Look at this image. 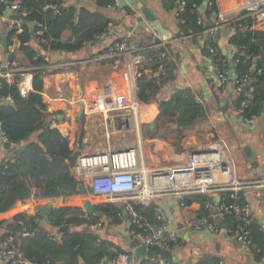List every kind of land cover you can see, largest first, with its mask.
<instances>
[{"label":"trees","instance_id":"16d2710c","mask_svg":"<svg viewBox=\"0 0 264 264\" xmlns=\"http://www.w3.org/2000/svg\"><path fill=\"white\" fill-rule=\"evenodd\" d=\"M86 1H93L101 8L115 4V0ZM181 1H184V8L177 17L181 33L188 35L202 32L203 21L208 20L216 9L215 0H161V3L163 7L172 10L176 9V5L179 7ZM205 1V10L201 11L200 6ZM68 4V0H0V16L22 21L19 30H8L7 23L0 24V35L6 32L8 46H12L14 37L18 43L16 49L7 50L5 60L19 63L21 59L28 67L42 66L45 65V53L76 52L86 44L97 42V37L108 31L107 25L111 20L103 13L89 11L83 5L76 8ZM193 4L196 7H192ZM12 5H16V9L6 14V9ZM126 10L131 12L130 8ZM199 17L202 18L201 24L197 22ZM232 26L235 33L227 40L229 51L245 46L251 52L263 53L264 32L252 29L250 18L234 22ZM66 32L70 37L63 40ZM130 32L133 34L134 31ZM148 44L149 42L141 41L138 45ZM204 45L217 49L213 36L206 37ZM166 49L167 47H154L144 54L151 64V75L148 76L142 70L138 72L140 75L135 78L136 95L142 103L157 101V128L174 126L175 145L179 151L183 138L182 129L206 120L208 111L187 88L176 89L169 96L158 99L164 85L175 80L174 71L178 70L180 59L178 54L169 53ZM216 55L225 58L218 49ZM233 61L236 73L247 71L255 80L249 106L241 116L244 121H249L264 107V61L256 66L261 69L260 74L242 62H236L235 55ZM30 73L32 91L25 97L20 95L17 86L22 77L21 72L14 73L11 82L0 80V132L10 144L7 154L0 162V213L10 210L17 202H23L29 197L37 201L90 195L89 188L72 173L78 152L69 147L67 137L54 126L56 114L49 112L43 101L42 76L46 71L37 67ZM6 98L10 102L6 103ZM241 99V96L235 99V108L239 106ZM80 186L84 188L83 192H80ZM227 196V193L221 192L219 200ZM196 200L204 203L205 196L190 195L182 198L185 205ZM92 206L94 211L87 215V219L83 217V205L50 207L49 213L45 215V223L41 222L40 211L34 215L19 213L0 221V239L8 234L34 231L32 236L20 238L17 243L24 257L32 264H97L101 259L110 260L115 255L114 248L121 252L124 250L110 239L99 237L92 227L98 218L104 219L105 227L117 225L120 220L116 217V212L121 210L123 204L98 203ZM133 207L141 218L157 222L154 202L147 205L133 203ZM1 227L4 229L1 230ZM61 227H67V232L58 233ZM252 236L253 241L262 249L263 240L255 228H252ZM136 243L135 239L130 238V246ZM152 256L164 259L165 264L173 258V254L157 247L148 249V257ZM255 257L260 259L262 253ZM217 262L216 257L206 254L194 264ZM139 264L154 263L149 259H142Z\"/></svg>","mask_w":264,"mask_h":264},{"label":"crops","instance_id":"0c3cea01","mask_svg":"<svg viewBox=\"0 0 264 264\" xmlns=\"http://www.w3.org/2000/svg\"><path fill=\"white\" fill-rule=\"evenodd\" d=\"M136 2H140L160 21L164 27V30L161 31L163 32V42L159 44L152 43L157 38L156 34L149 28L146 22L137 20L138 12L132 9L130 13L126 10L127 8L118 11L115 4L114 6L101 8L94 2H87L86 4L79 2L77 6H74L68 0L70 6L72 5L77 8L83 5L89 11H100L111 21L107 26L108 31L101 35V39L97 37V42L95 43L86 44L76 52L45 53V64L47 62L68 64L67 67H62L54 72L47 68H42L46 71L42 76V98L49 112L56 114L57 121L54 126L61 134L67 137L69 147L78 152V156L93 154L107 148L120 150V148H117L120 144L116 140L121 139V143L124 146L122 149L129 146L138 148L140 151V162L147 168H156V165L164 163L166 164L164 167H168L170 164L183 163L185 153L189 150L200 148L202 145L200 143L204 141H206L204 144L205 148H211L217 139L223 141L220 137L215 140L214 134H216L218 127L223 124H229L233 139H235L234 134L237 135V138L247 139L246 143L240 142L236 147H230V145L223 141L232 156L237 178L244 181H251L257 178L259 167L264 165V146L262 149L259 144L251 140L250 135L260 120L263 119L264 121V112L260 111L259 116L257 114L254 119L249 121H244L241 117L235 116L237 108H235V99L239 96L243 99L244 93L237 92L232 82L222 84L217 80L213 69V56L208 51L207 46L204 45L205 40H202L205 35L204 33L194 32L188 35L181 33L180 23L177 18L181 14V10L177 5L176 9L168 10L163 7L161 0H136ZM215 4L217 10L220 9L228 12L226 14L228 21L236 19L239 16L243 18L242 20L245 19V12L238 11L243 5L242 0H215ZM213 16L212 14L208 20L205 19L204 21H210ZM214 18V23L218 24L213 34L217 48L219 42H222V45L229 51L227 39L228 36L230 37L235 33V28L232 26V23L222 21L217 16H214ZM251 21L252 29L264 32L261 28L254 26L253 20ZM130 30L134 31L133 34ZM69 37V33L66 32L63 40ZM119 39L128 41L131 48L130 53L128 52L117 57H105L107 46ZM141 41L144 43L149 42V44L139 46L138 44ZM33 45L35 46V44ZM160 46L167 47L166 51L169 53L178 54L180 59L178 61V70L174 71L175 80L164 85L157 96L158 99L169 96L176 89L182 90L187 88L208 111L206 120L197 123L193 127L189 126L182 129L183 138L179 151L175 145L174 126L157 128L155 123V118L158 115L157 101L140 102L137 120H134L135 125L130 129L120 127L117 123L113 124V118L116 116L114 114L103 115L89 110V105L94 95L109 78L120 79L123 84L122 91L129 93L132 87L136 95L135 78L140 75L138 72L142 70L148 76L151 75V64L144 54L148 53L151 48ZM135 52H139L138 55H133ZM137 57L140 58L141 62L134 69L131 77L128 73V68L132 64L133 59ZM225 105L226 109L223 111ZM237 118H241L245 126L240 125L237 122ZM152 121L154 122V127L152 130H149L148 124ZM248 122H252V124L248 125ZM262 126L261 130L263 131L264 123ZM154 131L156 132L154 133ZM247 144H252L256 150L257 156L255 161H248L241 150ZM172 153L174 158L170 160ZM6 154L7 147L0 132V162ZM245 196V199L250 203H259L264 207V190H249ZM90 197L93 202L90 199L89 203L99 202L97 196L90 195ZM87 198L89 199L88 196L84 195H74L53 200L36 201L33 197H29L23 202H17L16 206L10 210L0 213V221L8 220L19 213L26 212L34 215L37 211H40L42 215L41 222L45 223L46 214L43 215L42 213V210L45 208L82 206L87 201ZM219 198L220 194L215 198L216 201ZM153 202L155 205L162 206L165 222L170 227L176 229L180 237L179 250L173 254V258L168 262L173 261L174 264H194L202 256L208 254L218 259L217 264L220 261L223 264L262 263L263 253L262 257L257 260L255 256L258 253L255 252L254 248L251 246H241L228 233V228L233 225L230 217L217 216L215 219L217 231L214 233L205 229L196 231L188 227L186 221H191L203 214V203L201 201L196 200L185 207H181L177 196L165 195ZM117 225H106V227L104 225V232L99 237L110 239L124 251L135 249L136 252L139 248H136L137 243L134 246H130L131 237L121 231ZM112 228L120 231L118 233L121 235L120 237L127 239L126 245H123L122 240L118 242V240L111 238L110 233ZM3 229L4 227H1V230ZM115 251L119 250L114 248L113 252ZM146 254L148 256L147 249ZM160 260L164 261V259Z\"/></svg>","mask_w":264,"mask_h":264},{"label":"built area","instance_id":"2783aa9c","mask_svg":"<svg viewBox=\"0 0 264 264\" xmlns=\"http://www.w3.org/2000/svg\"><path fill=\"white\" fill-rule=\"evenodd\" d=\"M80 2L86 4L93 1L80 0ZM242 2L243 5L238 11L243 10L244 18H250L253 20L254 26L264 30V0H242ZM118 3L119 0H115V5ZM192 7H196V5L193 4ZM179 8L180 10L184 8V1L180 2ZM13 9H16V5L7 8L6 14H9ZM212 14L228 23L243 19L239 16L228 21L226 17L228 12L220 9L213 10ZM2 22L7 23L8 30H19L22 21L21 19L8 20V17L0 16V24ZM197 22L201 24L202 18L199 17ZM38 27L41 25L38 24ZM217 27L218 24L214 23L210 30H203L201 33L211 37ZM2 34H6V32ZM101 35L98 36L99 39H101ZM12 43L10 51L17 47L18 43L15 37L12 38ZM207 48L213 56V69L217 80L222 84L232 82L237 92L244 93V98L235 110V116L241 117L249 106L255 80L249 72L243 71L235 72L234 79L230 81L227 59L216 55L218 48L211 46H207ZM130 49L128 41L119 39L107 46L105 57H117L130 53ZM230 52L232 57L235 55L236 62H242L248 68L256 70L257 74L261 73V69L256 66L259 62L264 61V45L263 53L251 52L245 46ZM5 58L0 40V80L5 79L6 82H11L13 74L21 72L22 77L17 86L23 97L32 91L31 70L40 67L54 72L68 66V64L47 62L42 66L19 68L17 62L6 61ZM44 59L46 60V58ZM140 62L139 57L133 59L128 68L131 77ZM122 86L120 79L109 78L106 80L91 100L89 110L103 115L114 114L116 116L113 118V124L117 123L120 127L130 129L135 125L134 120H137L140 102L132 87L127 93L122 91ZM5 102H10V99L6 98ZM1 136L4 143H8L2 133ZM139 157L140 151L136 147L120 150L107 148L93 154L79 155L72 168L74 177L89 188L90 195L103 197L104 203L121 202L123 204L121 210L116 212V217L120 220L117 227L137 241L136 248L142 245L147 250L157 247L162 251L175 254L180 247V237L176 229L165 222L162 206L156 205L154 208L157 220L155 223L138 216L133 203L147 205L162 196L175 195L179 198V205L185 207L186 205L182 201L183 197L203 195L205 196L202 207L203 214L191 221H186L187 226L196 231L205 229L214 233L217 231L216 217L228 216L233 220V225L228 228V233L241 246H251L256 253H263V260L260 264H264V207L259 203H250L246 199L242 201L249 190H264V165L259 167L257 178L254 180L238 179L232 156L223 141L219 139L211 148L189 150L183 163L164 168H147L139 161ZM221 192L227 193L228 196L216 201L215 198ZM87 215L88 213L85 212L83 217L87 219ZM104 225L105 221L101 218H98L94 223L92 228L98 236L103 234ZM254 227L263 240L262 249L253 241L252 228ZM33 233L34 231H24L8 234L0 239V264H32L24 257L17 243L20 238L32 236ZM134 252L135 249L123 252L115 251L112 259H101L97 264H139L140 260ZM145 259H149L154 264H165L156 256L148 257L146 254ZM166 264H174V262ZM219 264H223V262L220 261Z\"/></svg>","mask_w":264,"mask_h":264},{"label":"water","instance_id":"95a60500","mask_svg":"<svg viewBox=\"0 0 264 264\" xmlns=\"http://www.w3.org/2000/svg\"><path fill=\"white\" fill-rule=\"evenodd\" d=\"M70 1L74 4V6H77L78 3L80 2V0H70ZM205 6H206V1L203 2V4L200 6V10L203 11L205 9ZM126 8H130V9L138 12L137 20L146 22L147 25L149 26V28H151L154 31L157 38L152 42L153 44H159V43L164 41V40H162L163 32H161L164 30V27L161 25L160 21L156 18V16L154 14H152L145 6H143L140 2H136V0H119V3L117 5V10L121 11L122 9H126ZM7 12H8V10H7ZM214 22H215L214 16L211 18L210 21H204V24H203L204 29L206 31L210 30L212 28ZM205 37H206V34L203 36V39H202L203 41L205 40ZM0 40H1L3 57H5L7 50L10 49V47L7 44V34H2L0 36ZM218 48H219L220 52L222 53V55H224L228 61L229 80L232 81L234 79V75H235L234 61H233L232 54L222 45V42H219ZM225 109H226V105L223 107V111H225ZM261 112L263 113L264 109H262ZM259 115L260 114H258V116ZM237 122L240 125L245 126V123L243 122V120L241 118H237ZM250 124H252V122H248V125H250ZM153 127H154V122L152 121L148 124V129L152 130ZM5 146L8 148L10 146V144L5 143ZM241 150H242L243 154L245 155V157L248 161H255L257 153H256V150L252 144H247V145L243 146ZM79 188H80V192L84 191L83 187L80 186ZM83 206L85 208V212H87L88 214L93 213L94 208H93L91 203L84 202ZM49 211H50V208L47 207L44 210H42V213H43V215H45V214H48ZM98 217H99V215H98ZM44 221H46V220H44ZM67 230H68L67 227H61L58 229V233H64V232H67ZM145 254H146V247L144 245L140 246L135 252L136 257L140 258V259H144Z\"/></svg>","mask_w":264,"mask_h":264},{"label":"rangeland","instance_id":"374dc122","mask_svg":"<svg viewBox=\"0 0 264 264\" xmlns=\"http://www.w3.org/2000/svg\"><path fill=\"white\" fill-rule=\"evenodd\" d=\"M18 63V62H17ZM18 67L19 68H22V67H27V63H25L23 60H21V59H19V63H18ZM101 84V83H100ZM99 87V86H98ZM140 123V122H139ZM143 123V122H142ZM263 123H264V121H263V119L262 120H260V122H259V124H257L256 125V128H255V130H253V132L251 133V135H250V137H251V140H253L256 144H259L261 147H262V149H263V146H264V130L262 131L261 130V126L263 125ZM229 125V124H228ZM227 124H223L222 126H220V127H218V129L216 130L217 132H216V134H214L215 135V140L218 138V137H220L224 142H226L228 145H230V147H236V145H238L240 142H247V139L246 138H243V139H240V137L239 138H237V135H235L234 134V136H235V139H233V135H232V132H231V129L229 128V126H228ZM140 126H141V124H140ZM263 127V126H262ZM127 139V138H126ZM128 140V139H127ZM210 140V139H209ZM209 140H207V141H209ZM250 140V141H251ZM121 139H117L116 140V142H118L120 145L119 146H117V148H120V149H122V148H124V146H123V143H121ZM237 142V143H236ZM206 143V141H204V142H202V143H200V144H202L201 146H200V148H198V149H202V148H205L204 147V144ZM235 145V146H234ZM128 147V146H127ZM130 147V146H129ZM174 152V151H173ZM186 154H187V152L185 153V156H186ZM171 156V158H170V160H173V158H174V155H173V153L170 155ZM139 161H140V159H139ZM184 161H185V158H184ZM183 161V162H184ZM166 164L164 163V164H159V165H156V167L157 168H160V167H162V168H164V166H165ZM171 165V164H170ZM89 197V199L87 198L86 200V202H89L90 201V199H91V201H92V198L90 197V195L88 196ZM98 200H99V202H97V203H92V204H98V203H104V198L103 197H98ZM93 202V201H92ZM116 203H118V204H120L121 202H116ZM120 231H118V230H114V228H112L111 229V233H110V235H111V238L112 239H116V240H118V242L120 241V240H122L121 242H123L124 244L123 245H126L127 244V242H126V238H124V237H120L121 235H119L118 233H119Z\"/></svg>","mask_w":264,"mask_h":264}]
</instances>
